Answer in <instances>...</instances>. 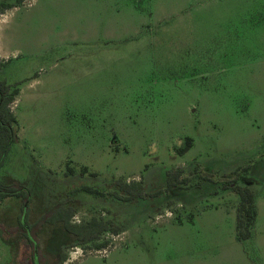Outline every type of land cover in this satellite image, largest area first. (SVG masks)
I'll return each mask as SVG.
<instances>
[{"label":"rangeland","instance_id":"rangeland-1","mask_svg":"<svg viewBox=\"0 0 264 264\" xmlns=\"http://www.w3.org/2000/svg\"><path fill=\"white\" fill-rule=\"evenodd\" d=\"M0 5L15 7L1 25L7 60L0 82L19 89L9 105L16 137L0 180L31 191L30 227L63 201L75 212L72 224L96 217L126 229L120 242L102 237L117 243L102 254L78 246L59 225L42 223L44 264H56L62 253L64 264L78 257L71 264H237L222 254L234 240V213L199 214L209 205L237 206V195L222 191L234 180L259 197L247 251L264 264V0ZM186 138L193 146L179 156ZM180 167L192 182L144 205L80 191L107 195L122 179L142 181L152 193L164 187L166 171ZM170 215H192L193 223L175 224ZM20 216V199L0 202V264L28 257ZM223 216V226L213 220ZM9 225L15 228L5 230Z\"/></svg>","mask_w":264,"mask_h":264},{"label":"trees","instance_id":"trees-1","mask_svg":"<svg viewBox=\"0 0 264 264\" xmlns=\"http://www.w3.org/2000/svg\"><path fill=\"white\" fill-rule=\"evenodd\" d=\"M26 0H15L17 5L22 4ZM13 5H0V15L5 11L13 8ZM4 61H0V68L4 65ZM19 94L17 86L7 85L5 82H0V167L8 153L11 144L16 137L17 121L15 116L10 112L9 105L15 101V98ZM193 146V141L190 138L184 140L183 145L176 149V154L183 156ZM247 169H243L246 172ZM195 172L198 168L195 167ZM86 168H83L80 172L81 175H85ZM66 173L68 176H73L74 171L71 168H67ZM237 173V172H236ZM95 175V174H93ZM166 182L162 189H158L152 193L147 192L142 181L125 182L122 179L115 181L114 186L116 190L112 193L105 194L96 189L83 186L80 191L91 195L96 198L112 197L120 203H135L136 205H144L149 199H156L163 194H168L177 189L180 186H188L192 182L191 177L184 176L183 168H175L165 172ZM202 182H209L208 178L201 177ZM201 183L196 185V188H200ZM231 190L238 197V204L236 207V239L244 245L250 240L252 230L254 228L257 209L255 204V195L248 188L236 185V181H232L228 186H223L222 191ZM8 198H17L21 201V216L24 215L25 219L28 218L30 212V205L32 203L31 191L23 184L13 182L11 184H4L0 180V202H3ZM75 212L73 209L65 206V202L61 201L58 204L52 206L47 212L42 215L40 222L37 226H41L42 223H48L49 225H59L65 232L71 234L74 237L75 243L80 247H89L88 250L93 252H99L106 250L110 247L112 241H102V237L106 234L111 235L112 238L117 237L126 229L119 224L116 220H103L101 218L93 217L91 220L82 222L80 224H72L70 221L73 218ZM177 223H181V219H175ZM38 227H32L29 231L32 234L34 245L38 250V259L42 263L40 249L38 248L39 239H37ZM36 243V244H35ZM68 260L66 254H60L59 260L56 264H64Z\"/></svg>","mask_w":264,"mask_h":264},{"label":"crops","instance_id":"crops-1","mask_svg":"<svg viewBox=\"0 0 264 264\" xmlns=\"http://www.w3.org/2000/svg\"><path fill=\"white\" fill-rule=\"evenodd\" d=\"M13 8H15V7H13ZM10 10H7V11L4 12V14L0 15V17L2 18L0 20V61H4V62L7 60V54L5 53V50L3 48L4 47V44H2V39H5L6 38V34H5V32L3 33V31H2L3 27H1V25L3 24L4 17L6 16V14ZM252 192L255 195V204H256V209H257V218H256L255 225H257L258 224L257 221H258V217H259V203H260V200H259L258 195H256L254 191H252ZM236 207L237 206H235L233 208H229V207H227L224 204L223 205H221V204H218V205H209V206H206V207L201 208V210H200L201 212L199 214H201V215L204 216V215H208V213H216V215H219V214L223 213L226 216H229L230 214H233L234 213V218H235V224H234V240H232V241L230 240V244L229 245L231 247H230V249L228 251L222 250L223 259H225L226 262L234 261L237 264H255V263L252 262L251 256H250L249 252L247 251V247L249 246V243H254V229H255V225H254V228L252 230V234H251L250 240L247 241L244 245L240 244L237 241V239H236V230H235V227H236ZM195 210H196V207H195ZM168 213L171 214L170 212H168ZM167 217L170 218V219H173V222L175 224H178V225H183L185 223L184 221L192 224L193 223V218H194L191 215L189 217V219H186V220L185 219H181V223H177V221L175 220V218H173L171 215L170 216H167ZM204 217H207V216H204ZM224 219L225 218L223 216L221 218H214L213 220H215L217 223H219L221 226H223ZM124 233H125V231H123L120 235H118L117 237H114V238H118L119 239V242H120ZM116 244L117 243H114L113 240H112V243H111L110 247L108 248V250H111V249L115 248L116 247ZM220 253H221V251H220ZM258 253H259L260 257H261L260 259L262 260L263 259V254L261 253V251L259 249H258ZM85 256H88V255H85ZM231 256L233 257L232 259H231ZM82 257H84V256H82ZM76 259H81V257L80 258L78 257ZM76 259L69 260L68 261V264H71V262L74 261V260H76ZM198 261H199L200 264H203L204 259H198ZM155 264H159V262L156 261Z\"/></svg>","mask_w":264,"mask_h":264},{"label":"flooded vegetation","instance_id":"flooded-vegetation-1","mask_svg":"<svg viewBox=\"0 0 264 264\" xmlns=\"http://www.w3.org/2000/svg\"><path fill=\"white\" fill-rule=\"evenodd\" d=\"M26 220H27V218L25 219L24 215H22V216H20L19 223H18L19 227H20L19 228L20 233L24 236V238L26 240V243L23 245V252L28 253V257L22 258L21 264H44L42 252L39 250L41 253V259H42V263H41L38 259V250L36 247H33V245H34L33 237H32L31 232L29 231V229H31L32 227L27 225ZM12 228H15V226L9 225V227H5L4 229L9 230ZM9 233H11V232H9ZM7 248L9 250L8 253L10 255V248L8 246H7Z\"/></svg>","mask_w":264,"mask_h":264},{"label":"built area","instance_id":"built-area-1","mask_svg":"<svg viewBox=\"0 0 264 264\" xmlns=\"http://www.w3.org/2000/svg\"><path fill=\"white\" fill-rule=\"evenodd\" d=\"M107 251H105V250H102V251H99V252H97V253H102V254H105Z\"/></svg>","mask_w":264,"mask_h":264}]
</instances>
